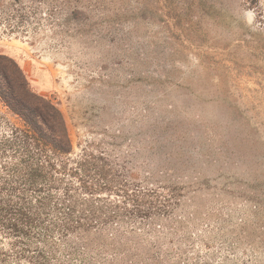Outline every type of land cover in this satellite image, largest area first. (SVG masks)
<instances>
[{
  "label": "rangeland",
  "instance_id": "obj_1",
  "mask_svg": "<svg viewBox=\"0 0 264 264\" xmlns=\"http://www.w3.org/2000/svg\"><path fill=\"white\" fill-rule=\"evenodd\" d=\"M22 4L27 19L0 22V53L61 109L73 156L103 152L177 193L140 229L74 239L87 244L73 257L264 264V0ZM8 124L21 120L0 101Z\"/></svg>",
  "mask_w": 264,
  "mask_h": 264
},
{
  "label": "trees",
  "instance_id": "obj_2",
  "mask_svg": "<svg viewBox=\"0 0 264 264\" xmlns=\"http://www.w3.org/2000/svg\"><path fill=\"white\" fill-rule=\"evenodd\" d=\"M23 1L0 0V22L11 30L27 19ZM0 101L21 120L0 128V264H80L73 255L87 243L75 240L169 213L172 188L131 179L103 152L74 157L61 109L1 53Z\"/></svg>",
  "mask_w": 264,
  "mask_h": 264
}]
</instances>
